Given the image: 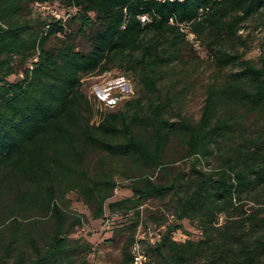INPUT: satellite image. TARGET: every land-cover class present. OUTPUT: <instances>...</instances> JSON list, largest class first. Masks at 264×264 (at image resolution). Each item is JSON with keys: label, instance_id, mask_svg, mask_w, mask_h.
<instances>
[{"label": "trees", "instance_id": "16d2710c", "mask_svg": "<svg viewBox=\"0 0 264 264\" xmlns=\"http://www.w3.org/2000/svg\"><path fill=\"white\" fill-rule=\"evenodd\" d=\"M31 10L38 16L27 20ZM262 12L264 0H0V224L10 221L8 235L0 228V264H90V246L69 237L83 225V216L70 211L71 193L93 208L94 220L106 208L133 212L135 229L150 199L172 198V222L159 223L158 239L132 237L117 264L134 263L137 243L144 264H264V208L243 209L245 196L264 192V57L257 64L223 45L241 40L243 24ZM144 14L147 23L140 20ZM66 17L78 23L79 35L90 34V52L77 51ZM180 24L197 40L209 37L221 67H238L227 83L208 89L198 123L181 114L171 122L173 100L160 88L162 68L179 61L183 45L192 43ZM57 35L63 40L52 49L49 41ZM19 68L23 77L12 82ZM113 69L132 75L141 95L92 123L82 78ZM249 116L252 128L243 121ZM173 140L189 161L187 172L165 165ZM217 153L221 165L206 170L204 160ZM96 154L130 164L123 175L131 197L110 201L117 172L101 158L95 165ZM155 170L169 182H156ZM185 220L201 239L173 240Z\"/></svg>", "mask_w": 264, "mask_h": 264}, {"label": "rangeland", "instance_id": "374dc122", "mask_svg": "<svg viewBox=\"0 0 264 264\" xmlns=\"http://www.w3.org/2000/svg\"><path fill=\"white\" fill-rule=\"evenodd\" d=\"M59 13L63 15L62 12ZM72 13L74 16L76 10ZM37 16L38 14L31 10L25 13L24 18L34 20ZM66 19V32L75 38L77 51L84 54L90 52V34L79 35L78 23L70 22V17H66ZM238 35L241 40L227 39L224 41L223 45L227 52L244 54L245 59L260 64L264 57V12L243 24ZM198 39V42L183 45V55L179 61L162 68L164 78L160 83L161 93L173 100V106L168 113L171 122H176L178 114H181L193 123H198L202 116L208 89L211 86L218 87L227 83L231 75L238 69L237 66L221 67L209 48V37L203 35ZM61 40H63V35L54 36L48 45L52 49H57L61 45ZM22 70V68L17 69L16 75L12 76L10 80L12 82L21 80L23 77ZM82 91L94 108L92 123H99L103 114L117 111L124 107L126 101L140 96L141 86L132 75L113 69L107 73L98 72L84 76L82 78ZM254 119V116H249L243 121L246 126L252 128ZM236 143L239 141L234 144ZM167 155L165 165L173 173L179 169L188 171L189 161L184 158V150L176 140L170 144ZM100 158L113 171L117 172L116 180L119 186L110 201L114 202L131 197L133 194L130 189L131 182L123 175V172L130 168V164L124 165L118 159L109 158L103 154H96L92 156L91 160L97 165ZM221 162V156L217 153L215 156L204 160L203 166L206 170H211L221 165ZM136 176L138 175L135 173L132 177ZM151 176L161 184L169 182L168 177L160 173L159 170H155ZM68 199L71 202L70 211L83 216V225L72 231L69 237L79 245L88 244L90 246V251L87 253L90 264H117L122 257L124 248L130 244L132 237L136 235L137 239L145 237V239L155 241L158 239L160 230H164V228L159 229V223L167 221V219L171 223L170 218L174 213V203L171 197L150 199L141 208L142 227L135 229L132 226L133 212L111 213L106 208L105 216L102 219L94 220L92 217L93 208L85 204L77 194L71 193ZM244 205L243 209L248 212L257 208H264V192L245 196ZM108 219L111 220L110 223H107ZM29 221L30 219L24 220V223H29ZM2 227L4 228L1 230L6 229L4 234L6 235L10 221L6 220L0 224V228ZM146 227L147 229H145ZM183 227V230L172 235L173 240L182 243L188 239L199 240L202 238L200 230L196 228L194 223L185 220Z\"/></svg>", "mask_w": 264, "mask_h": 264}, {"label": "built area", "instance_id": "2783aa9c", "mask_svg": "<svg viewBox=\"0 0 264 264\" xmlns=\"http://www.w3.org/2000/svg\"><path fill=\"white\" fill-rule=\"evenodd\" d=\"M144 1H152V2H159V3H184L186 0H144ZM35 8L40 10V11H48V12H51V14L56 18V19H62L64 18L63 15L61 13H59L57 10H55L52 6L50 5H43V4H40V3H36L35 5ZM203 12V11H201ZM140 20L142 23H147L150 21V17L146 14L140 16ZM171 22L173 23L174 21L171 20ZM181 30L186 33L187 35V39L192 42V43H195L198 42L197 41V38H196V35L193 34L189 28L184 25V24H180L178 25ZM49 27L47 26L46 27V30H48ZM37 61V59H35V62ZM32 69V67H31ZM133 254H134V263L133 264H144V256H143V253L141 252V249H140V245L137 243L134 248H133Z\"/></svg>", "mask_w": 264, "mask_h": 264}]
</instances>
